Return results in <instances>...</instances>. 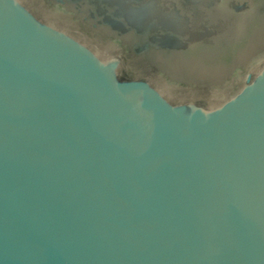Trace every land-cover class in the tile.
Wrapping results in <instances>:
<instances>
[{"label":"water","instance_id":"water-1","mask_svg":"<svg viewBox=\"0 0 264 264\" xmlns=\"http://www.w3.org/2000/svg\"><path fill=\"white\" fill-rule=\"evenodd\" d=\"M0 264H264V0H0Z\"/></svg>","mask_w":264,"mask_h":264}]
</instances>
